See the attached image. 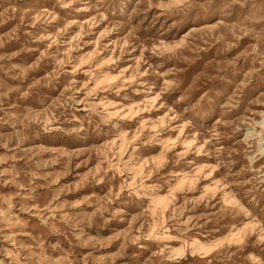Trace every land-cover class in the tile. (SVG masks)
<instances>
[{"label":"rangeland","instance_id":"1","mask_svg":"<svg viewBox=\"0 0 264 264\" xmlns=\"http://www.w3.org/2000/svg\"><path fill=\"white\" fill-rule=\"evenodd\" d=\"M0 264H264V0H0Z\"/></svg>","mask_w":264,"mask_h":264}]
</instances>
